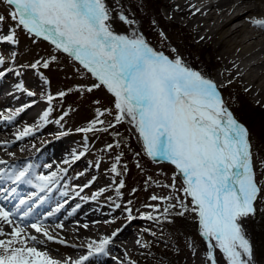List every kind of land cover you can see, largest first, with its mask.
I'll return each mask as SVG.
<instances>
[{"label":"rangeland","instance_id":"rangeland-1","mask_svg":"<svg viewBox=\"0 0 264 264\" xmlns=\"http://www.w3.org/2000/svg\"><path fill=\"white\" fill-rule=\"evenodd\" d=\"M104 2L110 11L112 29L118 34L125 35L123 27L126 26L131 32L130 37L142 35L155 51L162 52L170 59L179 57L185 66L213 81L224 107L248 130L253 171L261 189L255 209L264 211V95L252 94L238 75L225 71L223 59L214 50L213 44L209 40L199 41L200 36L192 27H188L186 19L167 14L168 6L164 5V0ZM13 7L7 5L5 0H0V15L5 17L0 21V37L14 32L16 40V43H12L0 39V57L3 58L0 72L9 70V74L21 86L19 92L27 94L28 102L47 107L45 112L48 115L42 118L47 123L42 124L41 119L40 128H36L29 125L36 118L26 119L25 114L21 118L19 111L1 113L4 106H0V114L4 116L1 118L12 121L8 128L19 131V144L26 150L17 157L11 155L7 158L9 165L7 170L3 168L0 179L10 189L23 184L25 188L22 192L26 196H36L41 200L57 191L55 211L66 205L63 215L73 209L95 214L96 219L92 224L117 239L108 240L103 251L94 252L100 243L97 239L103 240L109 236L91 234L95 238L91 249L94 253L90 256L88 251L81 250L78 255L72 253L66 244L87 243L84 247L89 248L88 245L93 241L70 239L50 228L54 226L53 222L45 228L42 225L34 240L29 239L34 236L22 231L25 245L16 243L13 246L34 247L59 264H75L81 259L75 256L81 255L87 257L82 264H102L97 260L106 261L110 255L116 258L114 264H211L207 255L208 242L200 233L197 214L191 211L192 198L183 191L185 185L182 174L170 161L149 156L129 122L130 118L126 117L117 123L118 113L113 94L104 86L93 88L99 82L74 57L57 50L52 44L35 40L37 38L18 26V21L9 15ZM121 14L131 23L120 20ZM239 22L231 23L228 28ZM261 28L253 26L254 30L263 31ZM225 49L232 50V46L228 44ZM45 61L49 65L47 68L43 67ZM33 64H37V67H32ZM35 80L38 84L34 83ZM88 88H92V91H88ZM60 92L65 95L60 96ZM49 96L52 97L51 101ZM98 110L103 115L98 116ZM97 119L104 123H96L92 131H81L92 126ZM25 129H30L29 133L21 135ZM0 137L8 140L1 128ZM47 145L50 146L46 148ZM39 151L41 153L36 155ZM114 164L116 172L112 171ZM12 169H27L29 175L50 179H41L35 185L21 178L10 179L6 173ZM121 182L123 187H120ZM153 195L158 199L153 200ZM149 215L153 219H149ZM259 217L264 222V212ZM249 218H243L241 224L247 237L252 238ZM2 226L0 221V230ZM4 231L0 240L12 239L11 234ZM48 236L52 239H48ZM112 241L123 245L124 254L118 253V250H114L115 253L108 252ZM251 242L254 264H264V243L261 247L254 239ZM213 254L217 264H227L218 248L213 249Z\"/></svg>","mask_w":264,"mask_h":264},{"label":"snow or ice","instance_id":"snow-or-ice-1","mask_svg":"<svg viewBox=\"0 0 264 264\" xmlns=\"http://www.w3.org/2000/svg\"><path fill=\"white\" fill-rule=\"evenodd\" d=\"M5 2L14 6L9 15L18 26L74 57L99 82L93 88L104 86L113 94L117 123L130 118L149 156L175 165L183 176L184 193L192 198L191 211L198 216L200 233L208 241L211 264H217L214 248L223 253L227 264H254L253 246L241 224L243 218L255 213L254 203L261 191L253 171L249 133L224 107L213 81L185 66L179 57L170 59L155 51L142 35L114 32L104 0ZM4 19L0 15V21ZM119 19L131 23L123 14ZM251 23L264 28V18H252ZM0 39L16 43L14 32ZM48 66L45 61L43 67ZM47 115L45 112L44 118ZM99 115L103 113L98 110ZM96 123L104 122L97 119L81 131H92ZM29 131L25 129L21 135ZM112 171H117L115 164ZM23 175L21 172L16 179ZM151 198L158 199L155 195ZM181 207L187 210L184 204ZM9 216L0 207V220L11 224ZM148 218L153 219L151 215ZM32 227L41 231L37 224ZM22 231L14 228L12 239L0 240V264H59L34 247H14L16 243L25 245ZM107 243L108 238L101 240L94 250L103 251ZM86 259L81 257L75 264Z\"/></svg>","mask_w":264,"mask_h":264},{"label":"bare ground","instance_id":"bare-ground-1","mask_svg":"<svg viewBox=\"0 0 264 264\" xmlns=\"http://www.w3.org/2000/svg\"><path fill=\"white\" fill-rule=\"evenodd\" d=\"M164 5L168 6L167 14H171V16L173 15L176 18L182 17L186 19L188 27H192L200 36L199 41L209 40L213 44L214 50L217 51L219 56L223 59L225 71L232 75H238L245 86L250 88L252 94L259 96L264 95V28H261L263 31L254 30L253 26L255 25L251 23L252 18H264V0H164ZM236 21L240 22L234 27L228 28V25ZM123 28L125 35L130 37L129 33L131 32H129L126 26ZM228 44L232 46V50L225 49ZM0 73H3V75H0V95L5 97L3 103H21L27 100V94L17 93L18 87L16 85V79L9 74V70H2ZM34 83L38 84L36 80ZM6 93H8V95ZM33 107L34 104L29 102L28 106L21 108V118ZM1 117L2 116H0V128L5 132L7 138L10 139L4 141L0 138V159L5 160L11 155L19 156L25 149L19 144V131L11 127L8 128L11 126L12 121L2 119ZM132 126L136 131L134 124H132ZM136 133L139 137V133L137 131ZM140 141L144 147L141 138ZM49 146L50 145H47L45 147L48 148ZM40 153L41 151L36 155ZM58 154L57 156H59ZM24 188L25 187L21 185L14 187V190H10V187H6V189L1 187L0 193L3 192V195L6 197L3 200L0 199V207L5 210H10V206L12 205L15 209L18 208L23 210L27 208L28 205H33L35 208L33 213L37 215L28 217L25 221L36 220L42 208H45L46 211L54 208L58 197L57 191L51 192V194L41 201H37L38 199L36 196L27 198L23 201V199L20 200L21 198H19L21 195L19 192H22ZM18 189L21 190L18 191ZM65 208L66 205H64L62 209L57 208L56 211L54 210L52 213H46L41 218L42 222L49 224L58 222L57 225L52 226L54 230L66 235L70 239L79 238L94 242L95 238L93 239L91 236V234L93 235L94 233L98 234V237L101 234L105 237L109 236L107 237L108 240L115 238L113 235L111 237L109 233L102 228L92 224V221L96 219L95 214H89L88 212L83 213L82 209H73L69 214L63 215L62 213ZM11 217H15L13 213L9 216V219L13 220ZM0 221L3 224L2 228L4 230H12L13 223L9 224L3 220ZM97 240L99 242L101 241V239ZM114 240L117 239L115 238ZM86 244L87 243L84 245L83 243H77L76 247L82 249ZM113 250H118V253L124 254L125 248L121 243L112 241L109 245L108 252H113ZM117 256L121 257L119 254ZM114 260L115 257L112 256L106 259V262L113 264Z\"/></svg>","mask_w":264,"mask_h":264},{"label":"trees","instance_id":"trees-1","mask_svg":"<svg viewBox=\"0 0 264 264\" xmlns=\"http://www.w3.org/2000/svg\"><path fill=\"white\" fill-rule=\"evenodd\" d=\"M263 210L261 211H255L254 214L250 215L249 218V229L251 231L252 234V238L251 240L254 239V242H256V244L258 246H263L264 243V222L261 220V218L259 216H261L263 214Z\"/></svg>","mask_w":264,"mask_h":264}]
</instances>
